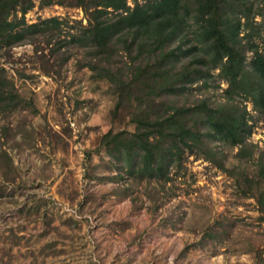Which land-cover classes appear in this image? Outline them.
I'll return each instance as SVG.
<instances>
[{
  "label": "rangeland",
  "instance_id": "374dc122",
  "mask_svg": "<svg viewBox=\"0 0 264 264\" xmlns=\"http://www.w3.org/2000/svg\"><path fill=\"white\" fill-rule=\"evenodd\" d=\"M54 16L65 20L54 41H68L73 27L88 22L79 7H41L39 0L26 19ZM254 20L251 32L261 29L253 37L263 51L262 17ZM37 44L48 58L44 64L33 43L0 57L26 101L25 108L0 111V152L14 163V170H0V264H259L263 212L237 179L242 172L256 175L259 160L264 163V111L246 102L254 124L249 142L257 145L251 158L219 142L227 169L186 154L185 168H173L163 185H137L125 173L116 180L121 152L99 151L100 138L134 124L123 110L114 116L117 98L84 65V49L65 46L66 60L50 55L45 38ZM226 88L217 80L209 90H195V98L222 100ZM5 170L15 177L7 179Z\"/></svg>",
  "mask_w": 264,
  "mask_h": 264
},
{
  "label": "trees",
  "instance_id": "16d2710c",
  "mask_svg": "<svg viewBox=\"0 0 264 264\" xmlns=\"http://www.w3.org/2000/svg\"><path fill=\"white\" fill-rule=\"evenodd\" d=\"M131 1L133 5L129 0H39L41 7H79L88 21L73 27L68 41H54L65 20L54 16L29 23L26 14L35 0H0V57L33 43L44 64L48 58L37 44L40 38L50 55L66 60L70 54L65 46L86 51L84 65L106 79L117 98L114 116L123 110L134 124L100 138L99 151L113 146L121 152L120 163H114L120 171L116 180L125 173L137 185L153 180L163 185L173 168H185L186 154L227 169L219 142L238 147L241 158H251L257 145L249 142L254 124L246 102L264 111V50L253 37L261 29L251 31L258 15V26L264 27V0ZM51 66L45 67L46 74ZM217 80L227 84L224 99L195 98V90H209ZM25 103L0 61V111L13 112ZM13 166L9 153L0 152V170ZM6 170L1 173L11 178ZM237 183L244 194L255 197L264 219V163L259 160L254 176L242 172ZM256 257L264 264V247Z\"/></svg>",
  "mask_w": 264,
  "mask_h": 264
}]
</instances>
